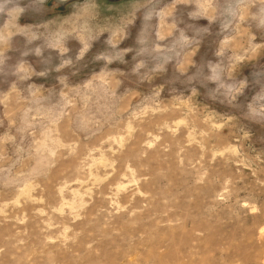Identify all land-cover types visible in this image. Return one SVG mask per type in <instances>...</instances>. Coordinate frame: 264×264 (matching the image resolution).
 I'll use <instances>...</instances> for the list:
<instances>
[{
    "label": "rangeland",
    "instance_id": "obj_1",
    "mask_svg": "<svg viewBox=\"0 0 264 264\" xmlns=\"http://www.w3.org/2000/svg\"><path fill=\"white\" fill-rule=\"evenodd\" d=\"M0 264H264V0H0Z\"/></svg>",
    "mask_w": 264,
    "mask_h": 264
}]
</instances>
